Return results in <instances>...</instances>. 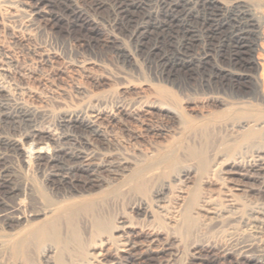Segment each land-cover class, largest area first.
Instances as JSON below:
<instances>
[{
	"label": "bare ground",
	"instance_id": "obj_1",
	"mask_svg": "<svg viewBox=\"0 0 264 264\" xmlns=\"http://www.w3.org/2000/svg\"><path fill=\"white\" fill-rule=\"evenodd\" d=\"M15 1L22 7L15 8ZM15 1L9 5L11 17L39 19L52 29L64 21L68 28L95 36L99 20L109 18L113 30L126 34L135 51L154 63L164 81L179 88L198 86L207 92L206 97L201 92L206 105L220 109L206 111V115L203 109L196 110L192 116L190 111L179 110L165 87L148 94L139 90L134 103L117 104L115 113L98 104L89 112L63 111L61 123L69 131L60 139L57 132L38 126L36 119L47 112L46 106L27 105L0 84V122L13 128L30 127L16 138L0 136V147L16 150L25 163L49 170L46 183L56 196L79 193L82 198L59 205L43 203L36 196L30 217L44 220L28 226L12 243L2 240L0 247L27 258L44 244L48 264H121V257L131 264L183 246L217 227V234L199 251L206 258L224 259L235 250V244L231 245V238L238 235L234 222L245 218L264 229V203L254 208L239 200V187L225 183L214 152L220 145L219 151L228 153L231 164L243 165L253 173L250 176L264 175V109L251 108L254 101L264 106V0H92L87 8L77 0ZM110 37L108 42L118 43L115 53L127 60L130 52H125L118 37ZM6 58L19 67L13 54ZM28 88L22 89L27 93ZM193 106L185 108L193 112ZM153 114L175 123L176 137L165 129H149L151 136L165 142L153 151H138L131 161L111 148L105 122L118 116L135 119ZM178 137L182 141L174 142ZM4 157L0 153V162ZM0 170L5 192L12 199L10 206L1 205L12 208L15 218L24 221V197L34 196L35 190L24 179L12 184L7 168ZM94 189H99L97 195L90 193ZM124 205L129 209L126 213ZM241 248L235 250L237 257L264 264L259 256L248 253V247Z\"/></svg>",
	"mask_w": 264,
	"mask_h": 264
},
{
	"label": "rangeland",
	"instance_id": "obj_2",
	"mask_svg": "<svg viewBox=\"0 0 264 264\" xmlns=\"http://www.w3.org/2000/svg\"><path fill=\"white\" fill-rule=\"evenodd\" d=\"M12 1L13 0H0V46L7 48H0V84H5L4 86L6 87L8 86L9 88H7L11 91L10 93L16 96V98L19 97L21 101L27 105L39 106L40 104V106H46L47 112L36 119L38 121V126L43 127L49 131V133L57 132L58 134L56 133V136L58 135L60 139L64 133H68L69 131L61 123L63 111L65 112L67 110L73 112L77 110L89 112L90 109H95V106L97 107L99 105L98 107H101V105H104L105 107L103 106V108H106L107 110H105L107 112L111 110L112 113H115L116 108L114 107H117V104L128 105L130 102L129 105H131V102L134 103L135 101L132 99H134V97L137 99L139 90H144L148 94L153 93L154 89V91L157 92L159 89L165 87L172 92V102L175 101L174 103L178 105L177 107H180L179 110L183 113H189L190 111L192 116L195 115L194 113L196 110L199 111L203 109L202 112L206 115L207 112H214L220 109L206 105L204 102L205 98H203L202 95L205 94V97L208 95L207 92H205V90L203 91L200 87L197 86L195 88L194 86V88H192V86L190 87L189 85H181L179 88L178 85H171L168 81H164L163 78L160 77L158 71L155 70L154 63H150L149 60L145 59L140 51H135L127 35L116 32L117 30L115 28L113 30V24L109 18L99 20L100 30H98L95 36H91L83 29L68 28L64 24V21L59 23L58 28L52 29L39 19L32 18V20H29L22 16L11 17L9 15L10 11L8 10L11 7L9 5ZM77 2L79 6L87 8L92 0H77ZM15 6L17 8L22 7L19 6L17 1L14 3V7ZM10 10L12 9L10 8ZM112 35L118 37L119 44H122L120 45L125 48V52H130L131 55L127 60H124L115 53L118 43L108 42V39L110 40V38H113L110 37ZM9 53L11 55H9ZM41 53L47 55L48 58H44V56L40 58ZM12 54L19 60L18 64L20 63L22 67H20V64L18 67L17 64H15V66L13 63H8L6 55L9 57L12 56ZM259 54L262 56L261 52H259ZM253 55L256 57V54ZM259 71L260 67H258L257 73ZM185 80L192 84L191 80ZM22 88H28L29 91H31L26 93ZM199 88L201 90H199ZM202 91L204 94H202ZM18 92H23V95ZM229 99L230 98H228V100ZM231 100L234 101L233 99ZM192 103L196 105V109ZM253 103L255 106H251V108L256 109L258 107L257 109H264L263 105H257L255 101ZM93 104L95 105L93 106ZM200 104H203V108H201ZM189 106H193L191 107L193 108V112H191V110H186L185 107L190 109ZM116 119L105 122V129L110 140H112L111 148L120 155L129 158V161L133 159L132 157L136 155L138 151H153L158 145L165 142L163 139H157L153 135L151 136L149 129H165L168 131L169 136H175V123L172 124L168 119L159 115L153 114L147 118L136 117L135 119L118 116ZM37 123L35 124L37 125ZM21 125L13 128L8 124L0 122V136L16 138L19 137V135L22 136V134L28 133L30 130L29 125ZM182 139L183 137L174 138V142L182 141ZM219 147L220 145L214 150L215 154H218L215 156V162L220 163L223 172L222 177L224 176V178H227L225 180L227 182L225 183L229 186L239 187V191L236 194L239 196L238 198L241 202L245 203L246 201L245 204L254 208L261 206L264 203V175L250 176L253 175L251 171H246L243 165L231 164L228 153L224 154L225 151L221 153ZM11 150L10 148H5L3 150V147H0V153L5 156V160L0 162L4 163V167L0 165V168H7L8 171L11 169V172L7 171V174L12 184H20L23 182V179L24 182H28L34 188L35 195L24 197V221L21 220V223L19 221L20 219L18 220L15 218L16 212L9 207L12 199L6 194L7 188L2 183V177L0 178V242L2 240H7L10 241V243L19 237L28 226L35 225L44 220L43 217L35 219L30 217V210L35 206V200H38L36 196L43 198V200H41L43 203L56 204L59 202L57 203L59 205H66L70 203V201L82 199L79 198L81 197L79 193H74L72 197L68 195V193H65L67 196H60L59 194V196H56L55 192H52V190L48 188L49 185L46 183L49 170L38 167L33 163H25L18 151ZM243 159L244 158H240L239 160L243 161ZM1 173L0 170V176L4 174ZM104 176L106 177V175ZM228 176L231 179H229ZM90 193H95V195H97L99 189H94ZM84 195L87 194L84 193ZM150 195L151 193L148 192L146 196L150 198ZM3 202L9 206L4 207L1 205L4 204ZM5 209L8 212L4 211ZM122 209L124 213L129 211L126 205H124ZM129 217L130 219H134V216L131 214H129ZM28 221L33 223L29 224L30 222L28 223ZM236 222L233 224L238 230V235L231 238V245L233 246L235 244V250H239L243 246L245 250L248 247L249 254H254L257 257L259 256L258 258L264 262V229L256 228L245 218L243 220H238L237 224ZM16 223L20 224L17 225ZM19 225L21 226L19 227ZM210 229L211 228H208L205 232L199 234L198 236L200 237L194 236L185 244L183 243V246L182 244L177 246L178 249L176 247L171 251H166L168 253L163 252L153 255L152 257L146 256L140 261L132 262L131 264H219L218 262L220 261L222 262H220V264H226L225 262H227V264L253 263L249 258L237 257L234 254L236 252L235 250L224 259L209 258L208 256L206 258V256H204L205 253L199 250L201 246H204V243L207 244V241L217 234L219 228H213L214 230ZM44 246L45 245L42 244L33 249V252L31 250L32 253L30 252L27 258L12 254L10 248H3L4 246L0 247V264H48L46 261L47 252L43 251ZM44 249H46V247ZM195 251L197 252L195 253ZM118 261H120L121 264H125L126 262L124 257H121ZM96 263L97 262H94L93 264Z\"/></svg>",
	"mask_w": 264,
	"mask_h": 264
}]
</instances>
